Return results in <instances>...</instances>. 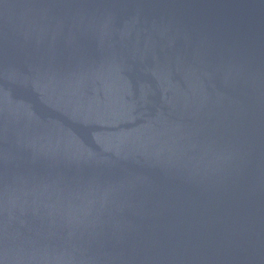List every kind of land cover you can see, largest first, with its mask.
<instances>
[{
	"label": "water",
	"instance_id": "1",
	"mask_svg": "<svg viewBox=\"0 0 264 264\" xmlns=\"http://www.w3.org/2000/svg\"><path fill=\"white\" fill-rule=\"evenodd\" d=\"M0 264H264V0H0Z\"/></svg>",
	"mask_w": 264,
	"mask_h": 264
}]
</instances>
